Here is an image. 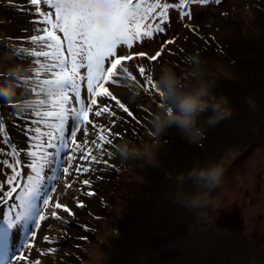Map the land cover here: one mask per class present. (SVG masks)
<instances>
[{
	"label": "rangeland",
	"instance_id": "rangeland-1",
	"mask_svg": "<svg viewBox=\"0 0 264 264\" xmlns=\"http://www.w3.org/2000/svg\"><path fill=\"white\" fill-rule=\"evenodd\" d=\"M42 7L46 9L47 6L42 5ZM263 8L264 0H220L219 3L216 0H209L206 4H191L187 8L191 12L190 18H181L178 14L180 9H176L171 13L170 28L167 33L159 38L144 41L143 45L147 46L145 52L151 55L160 48L162 40H175L174 44L166 46V52L162 57L151 64V67L158 68L165 63L163 58H170L173 48L178 45L183 47L192 37H199L203 29L214 27L219 22L229 34L239 29L242 32L234 35L239 39L232 37L234 40H222L219 36L225 37L222 33L224 29L217 34L209 28L214 35L210 41L205 39L201 48V54L206 57L202 60L204 78L209 79V83L213 86L234 84L238 94L234 98L235 106H229L232 115L221 120L210 131L206 129V135L199 142L192 143L176 137L167 149L164 133L159 138V147L156 151L157 163L149 164L139 158L130 159L129 167L133 173L125 185H122L117 177L105 182L101 190L106 194L112 189L115 199L121 203L122 210L116 218L112 219L109 217L111 215L106 213L109 205L106 207L99 202L103 196L85 195L87 191L93 190L92 187L96 184L93 179L97 174L89 172L76 178L73 170L67 180L70 183L74 180L76 182L71 189L66 190L65 178L61 172L56 185L57 190L52 193L53 202L59 198L61 203L67 204L75 214L71 217L78 216V221L83 218L82 215L89 212V214L103 215L102 219L107 218L111 222H117L121 230L126 228L114 243L111 242L112 253L108 255L107 261L116 256L118 245L121 249L126 247V264H264V242H258L253 235L256 234L258 239H263L264 234ZM30 9H33V6L28 4V0H0V73H3L8 80L7 83H12L14 87L15 82L9 77L10 66L22 65L27 69L22 76L27 77L31 75L29 69L33 67L32 60L35 58H20L13 51V46L41 50L39 45L27 39L33 34H38L34 32V25L31 22L33 11ZM261 10H263L262 14H260ZM227 16L228 21L238 20L248 25L246 28L241 24L233 26L235 23L227 22ZM248 21L250 22L247 23ZM225 24L233 27H226ZM215 37L218 40L214 39ZM247 40L250 42L245 43ZM194 44L199 45L197 42ZM142 46L134 47L131 51L138 52ZM120 54L128 53L121 48ZM128 63L127 67L131 68V62ZM239 76L240 79L235 82L234 80ZM0 83H5L4 79H0ZM27 89L24 87L23 90L18 91L15 87L16 95L13 99L0 98V116L5 123L7 138L10 141L13 138V144L20 149L27 148L28 137L21 133H25V121L15 113L24 114L29 109L26 107L21 110L16 104L35 99L31 94H25ZM111 90L119 99L124 98L125 87L113 86ZM249 100L253 101L254 108L250 107ZM90 118L95 119L97 124L110 126V118L107 116ZM19 121L22 124H19ZM89 129L92 133L89 136L91 140L95 138V130L91 129V126ZM77 139L82 141L83 134H78ZM148 139L151 141L152 137ZM0 147L7 148V145ZM243 152L247 155L240 161L239 168L233 171L227 170L229 163ZM6 158L0 156V159ZM209 162H220L224 166L222 182L212 190L211 206L219 209L221 207L224 210H234L236 207L242 217V226L237 231L230 227L218 228L216 224L210 223L205 214L206 206L189 208L175 198L178 188L177 176L181 173L186 174L194 165L203 166ZM75 163L81 162L77 160L74 161ZM0 172L3 173L0 175V182L1 178L3 181L4 177L10 174V170L3 165H0ZM153 176L155 178L151 180ZM83 179L92 180L90 188L78 182ZM140 181H142L140 184H136ZM182 187L188 194L196 191V186L191 180H185ZM77 199L83 201L85 207L78 208ZM52 210L51 208L47 210L49 217ZM57 211L64 221H69L67 213L62 210ZM48 220L50 221L47 222ZM48 220L42 222L43 225L38 230L30 259L39 258L41 264H84L81 259L87 255L71 246L77 242L75 234L79 231L77 228L80 225L71 228L69 223L65 224L51 217ZM83 220L85 218L81 222ZM72 232H76L74 236ZM45 235L50 236L53 242H45L43 240ZM100 237L103 242L108 241L107 235ZM49 247H55L57 251L46 256H40L36 251V249L46 250ZM99 247L104 253L110 252L108 247L101 245ZM140 257L142 262L139 261Z\"/></svg>",
	"mask_w": 264,
	"mask_h": 264
},
{
	"label": "snow or ice",
	"instance_id": "snow-or-ice-1",
	"mask_svg": "<svg viewBox=\"0 0 264 264\" xmlns=\"http://www.w3.org/2000/svg\"><path fill=\"white\" fill-rule=\"evenodd\" d=\"M208 2L28 0L33 6L30 9L33 11L31 22L38 34L27 39L39 45L41 50L13 46L20 58H35L29 69L31 75L24 77L9 73L18 91L23 90L25 84L31 85L25 94H31L35 99L28 104V112L15 113L25 121V135L28 137L25 149H20L7 138L5 123L0 116V145H7V148L0 147V156L7 157L0 159V165L10 170L0 182V264H41L39 258L30 260V253L35 248L42 222L51 217L68 223L57 210L68 216L75 215L59 198L53 202L52 193L57 190L54 185L59 173L63 172L67 190L76 182L67 180L73 170L78 178L96 171L93 165L115 168L104 159V155L107 152V156L112 157L113 153L106 145H113V138L120 135L114 131L117 121L121 120L118 111L132 120L137 118L111 88L120 86L132 90L139 85L145 94L152 91L160 94L153 73L145 65L135 66L144 84L125 65L136 58L156 62L166 52V46L174 44L175 40H162L160 48L151 55L131 50L142 46L145 40L165 35L170 28L171 13L176 9H180L181 18H190L189 5ZM42 5L47 6L46 9ZM121 48L128 54H120ZM0 79L8 82L3 73H0ZM104 116L110 118V126L97 124L90 118ZM89 126L95 130V138L91 140ZM81 133L82 141L77 139ZM77 160L81 163L74 164ZM78 182L89 188L92 185L90 179ZM85 195L91 197L96 193L89 190ZM76 206L85 207L79 199ZM49 208L53 209L50 217ZM43 240L53 242L48 235ZM36 251L40 256H46L54 254L57 249L49 247Z\"/></svg>",
	"mask_w": 264,
	"mask_h": 264
},
{
	"label": "trees",
	"instance_id": "trees-1",
	"mask_svg": "<svg viewBox=\"0 0 264 264\" xmlns=\"http://www.w3.org/2000/svg\"><path fill=\"white\" fill-rule=\"evenodd\" d=\"M262 12L263 10L260 11V14H262ZM235 21L236 22H234L233 20L228 21V16H227V22L231 24L235 23L233 24V26H237L238 24H241L243 28H246V26L248 25V24H245V22L241 23L240 21L238 22V20H235ZM249 22L250 21H248L247 23ZM225 26L227 27L228 25L225 24ZM233 26L229 25L228 27H233ZM209 28H211L217 34H218V31H221L222 29H224L222 33H223V36L225 37L219 36L222 40H234L232 39V37L242 32L239 29H237L236 32L234 33L230 32L229 34L225 31L224 25L221 24V22H219L216 25H214V27H208L206 29H203L199 37L197 38L195 37L194 40L191 39L186 44H184L183 47L180 46L177 49L176 48L173 49V52L170 54V58H163V61L168 65L174 66L178 72H186L187 69L189 68V65L186 64V58L189 55L199 54V57L202 62V60L206 58L203 56L204 54H201L202 45L203 43H205L204 40L206 39L207 41H210L212 35H214V33H212L209 30ZM226 34H228V36H226ZM234 38L239 39L238 36H235ZM214 39H217V38L215 37ZM194 42H197L199 45L196 46ZM248 42H250V40L245 41V43H248ZM243 44H239V45L242 46ZM206 46L207 45H205V47ZM146 47L147 46L144 44L139 49L138 52L140 51L145 52ZM130 62L132 65L129 70L133 71V73L137 75L141 84H144V80L143 78L139 76V73L136 70L135 66L137 64H143L150 71L151 64H153L154 62H148L147 59L145 58H136V59L131 60ZM240 77L241 76H239V78H236L234 81L238 82ZM204 80L209 83V79L207 80L206 78H204ZM24 87L29 88L31 86L25 85ZM235 87L236 86L234 84L232 85L221 84L217 86L212 85L211 93L214 94L217 98L221 96L226 97L228 100V106L234 107L235 106L234 98L237 97V94H238V92L235 91ZM124 91L125 92L123 93V96L124 94L125 96L123 99H121V101L130 108V110L134 113V116L137 119L132 120L131 118H128L126 114L122 113V111H118V115L121 117V120L117 121V126L114 128V131L116 133H119L120 135L118 137L113 138V145L111 146L106 145L107 150L113 153L112 157L109 158L107 156V152H105V155H104V159H108L110 164L114 165L115 168H105L104 165L98 164L95 166V169L97 170L94 172H90L91 174H94V175L97 174V176H94V179H93L94 181H96V184L94 183L95 185L92 187L93 190L91 191L96 192V197L103 196L101 199H99V202L103 203L106 207L109 205V207L106 209V213L111 215L109 217H111L112 219L116 218L117 214L121 213V210H122V208L120 209L121 203L115 199V195L112 189L109 190L105 194L104 191L101 190V188L102 186H104L106 181L110 179H115L116 177L121 180L122 185H125V183L131 179L130 176H132V173H133V171L132 172L130 171L129 160L125 163H121L120 160L114 156L115 145L119 144L122 140H125V139L132 141L133 143H136L137 145H140L142 142H151L148 139V137H151L149 119L151 117V114L158 108V103H159L158 94H156L154 91H152L151 94H145L142 91L140 96L136 99L135 103L128 102V97L129 95H131L132 90H129L126 88ZM209 111L202 113L198 119V126L203 129L204 135H206V129L210 131L211 128L213 127V126H208L206 124L207 117L211 115ZM165 135L166 136H164V142L166 144L165 148L167 149L169 146L172 145L173 140L176 137H181V138H184L185 141H189V139L185 135H183L181 131L175 126L170 127L165 132ZM162 155L163 154H161V156ZM246 155L247 154L245 152L241 153L237 158H235L231 163H229V165L227 166V170H230V171H233V169L237 170L239 168L240 161H242ZM161 156L159 155V158ZM97 177H101V179H97ZM154 178L155 176L151 177V180ZM141 182L142 181L137 182L136 184H140ZM211 197H212V192H211ZM205 214H206L207 220L210 223L216 224L218 228L225 229L227 227H230V228H233V230L237 231L242 226V217L236 207L234 208V210L232 209L224 210L221 207L220 209L218 207H213L211 206V203H210L206 206ZM102 216L103 215L89 214L88 212L85 215H82V217L85 218V220H83L82 222L81 220L83 218L80 221H78V216H75L73 218L71 216H68L67 220H69L68 223L71 226V228L80 225V227L77 228L79 229V231L77 233L75 232L76 234L72 232L73 236L75 234L77 242L75 244L73 243V245L71 246L74 249L80 250L82 254H86L87 257H89V258L83 257L81 259V262H85L84 264H86L90 260L93 250L94 252H96V255L97 253L99 254L98 258L100 256L102 258V259H99L98 262L100 263H97V264H126V254H127L126 247L124 249H121V246H118V245L115 251L116 256H114L109 261H107V258H109L108 255L112 253V250L110 248L111 242L114 243V240L118 238L121 232H125L126 228L121 230L117 226L116 224L117 222L116 223L114 221L111 222L107 218L102 219L101 218ZM92 221L94 222L92 223ZM100 221H103V222H100ZM91 224H93V226H91ZM100 235H107L108 241L103 242L100 239L101 238ZM253 235H255V239L258 242H264V234H263V239H258L256 237V234H253ZM81 237H85L86 239H81ZM100 245L110 248V252L108 253L102 252L99 247ZM139 261L142 262L141 257L139 258Z\"/></svg>",
	"mask_w": 264,
	"mask_h": 264
},
{
	"label": "clouds",
	"instance_id": "clouds-1",
	"mask_svg": "<svg viewBox=\"0 0 264 264\" xmlns=\"http://www.w3.org/2000/svg\"><path fill=\"white\" fill-rule=\"evenodd\" d=\"M186 64L189 65L186 72H178L174 66L168 64H162L158 68L150 67L160 92L158 108L149 119L152 140L136 145L125 139L115 145L114 156L121 163L139 158L144 159L146 163L155 164L159 138L170 127L175 126L190 142L196 143L204 136L203 129L198 126V119L202 113L211 110V115L206 119L208 126H215L232 115L227 98L224 96L217 98L211 93L212 84L204 80V69L199 54L189 55ZM128 65L129 63L125 66ZM26 71L27 69L20 64L10 66V73L17 76H22ZM142 91L139 85L134 86L128 102L135 103ZM15 95L12 83H0V98L11 100ZM29 103L31 101H20L16 107L23 110ZM249 105L254 108L253 101L249 100ZM223 173L224 166L220 162H209L203 166L194 165L186 174L181 173L177 176L176 200L189 208L207 206L211 203L212 190L222 182ZM185 180H191L196 186V191L191 194L185 193L182 187Z\"/></svg>",
	"mask_w": 264,
	"mask_h": 264
},
{
	"label": "bare ground",
	"instance_id": "bare-ground-1",
	"mask_svg": "<svg viewBox=\"0 0 264 264\" xmlns=\"http://www.w3.org/2000/svg\"><path fill=\"white\" fill-rule=\"evenodd\" d=\"M196 29L197 28H195V31H196ZM193 38H195V37H192V39ZM178 47H180V45H178L175 48L177 49ZM175 48H173V49H175ZM98 256H99V254L97 253V255H96V252H94V250H93L92 255L90 257V260L86 264H97L99 259H100V257L98 258Z\"/></svg>",
	"mask_w": 264,
	"mask_h": 264
}]
</instances>
